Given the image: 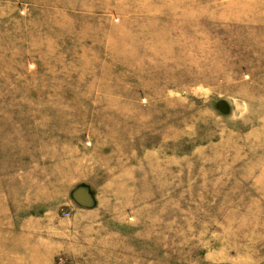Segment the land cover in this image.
I'll use <instances>...</instances> for the list:
<instances>
[{
	"label": "rangeland",
	"instance_id": "obj_1",
	"mask_svg": "<svg viewBox=\"0 0 264 264\" xmlns=\"http://www.w3.org/2000/svg\"><path fill=\"white\" fill-rule=\"evenodd\" d=\"M0 264H264V0H0Z\"/></svg>",
	"mask_w": 264,
	"mask_h": 264
}]
</instances>
